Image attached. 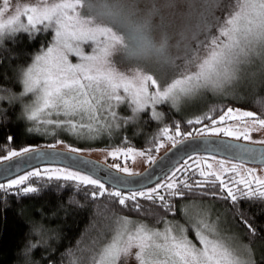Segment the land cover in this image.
<instances>
[{"label": "snow or ice", "instance_id": "6c2138e0", "mask_svg": "<svg viewBox=\"0 0 264 264\" xmlns=\"http://www.w3.org/2000/svg\"><path fill=\"white\" fill-rule=\"evenodd\" d=\"M82 4L83 0H57L50 4L17 3L13 10L9 0H4L0 7V17L11 11L6 20L0 18V43L6 37L14 38L19 31L29 34L39 31L38 25L54 29L53 40L47 48L35 53L31 63L19 69L21 93L9 90V96H0V100L7 99L11 103L17 95L33 93V101L23 105V114L26 119L36 122L37 130L41 122L67 126L72 132L87 129L93 135L113 125L118 128L120 125L115 121L119 117L113 101L124 99L117 91L121 88L134 105L131 109L133 113L153 105L151 115L159 120L162 113L154 107L157 101L171 100L173 105H177L182 97L191 96L200 89H211L227 95L225 86L245 71V65L253 63L255 57L264 62V0H170L171 16L181 25L183 53L177 71L179 74L164 83L151 78L150 84L155 86V90L150 91L148 80L130 79L106 63L100 31L88 22ZM22 18H26L27 23ZM82 41H91L93 51L85 53L80 46ZM70 52L79 57L78 62L69 60ZM49 109L54 110L57 117L63 114L65 119L41 121ZM101 109L104 110L103 118ZM131 118L122 117L125 121ZM78 120L88 122L78 126ZM232 120L239 122L232 123ZM181 123L176 120L174 126L165 124L159 128L145 149L131 146L105 149L108 156L120 157L124 161L109 165L110 170L116 169L126 174L112 177L114 181L125 185L124 189L117 183L105 187L106 181L102 182L94 171L75 166L62 167L53 162L42 163L40 168L33 167L22 175L5 179L0 183V189L21 185L29 176L62 177L88 186L91 189L88 194L93 198L106 194L118 201L119 205L127 206L131 201L132 206L140 208L137 198L143 197L162 205L168 212L176 211L172 197H183L185 191L191 192L206 186L221 190L208 192L207 195L226 197L233 204L238 198L264 199V175L257 174L255 168L248 166L251 161L245 159L259 156V163L264 165V134L256 137L251 134L254 130H264V113L257 114L241 107L222 104L219 112L213 106L187 119L185 126L191 128L194 124L198 125L191 131H182ZM163 137L173 145L180 143L181 139L189 138L194 141L203 139L208 143L214 137L217 146L234 155L225 159L219 154L211 155L208 150L190 149V156L185 153L179 160L173 161L162 173L163 178L152 180V186L136 184L133 178L137 172L127 165L128 158L134 159L135 154H139L146 161L155 162L156 157L152 151L158 150L165 142ZM226 137L235 138V141L227 142ZM123 142L128 143L126 135ZM68 148L73 152L81 151L71 143ZM41 154L60 155L41 153L36 145L28 144L18 149H8L6 155L0 156V160ZM67 158L79 160L78 157ZM212 160L220 167H215ZM98 167L100 165L93 163V169ZM242 170H246L243 175ZM139 175L145 178L144 174ZM161 189L163 192L159 191ZM23 191H35V186L28 183ZM181 209L186 215L189 213L188 206L182 204ZM115 219L120 222L116 224L107 242L94 253L92 264H118L122 256L129 254L135 256L138 264H255L251 247L245 244L241 254H237V250L221 238L217 224L210 221L205 211L195 204L192 205L190 226L199 245L187 235L185 225L169 221L166 217H161L163 229L143 223L129 228L126 218ZM240 220L251 232H255L243 215Z\"/></svg>", "mask_w": 264, "mask_h": 264}, {"label": "trees", "instance_id": "16d2710c", "mask_svg": "<svg viewBox=\"0 0 264 264\" xmlns=\"http://www.w3.org/2000/svg\"><path fill=\"white\" fill-rule=\"evenodd\" d=\"M39 29L30 34L18 32L14 38L6 37L3 43H0V92L19 91V69L27 66L35 53L51 43V31L42 27ZM225 89L227 95L224 92L219 94L211 89H203L202 103L194 112L199 114L213 106L219 112L223 104L241 107L257 114L264 113V62L255 57L253 63L245 65V71L227 84ZM113 105L119 117L115 123L120 126L117 128L113 125L110 129H101L93 135L87 129L72 132L67 126L42 122L37 130L36 122L25 118L17 99H12L11 103L0 100V156L6 155L10 148L18 149L28 144L44 148L49 145L58 147L57 144L62 143L66 146L63 149L66 150L69 149V143L80 149L112 146L145 149L159 128L165 124L174 126V122L180 120L182 131H191L192 128L198 127L195 124L191 128L185 126L191 113L176 109L167 100L157 105L162 113L159 120L152 117L148 111L137 115L131 113L126 103ZM51 111L52 113L48 114L51 120L65 119L63 115L57 117L55 111ZM103 115L104 110L101 109V118ZM48 116L46 115V118ZM122 117L132 118L125 121ZM87 122L78 120V126ZM125 135L128 137L127 144L123 142ZM195 135L193 132V136ZM9 136L12 137L11 140L8 139ZM163 139L167 140L166 137ZM162 152L153 149L152 154L157 158ZM152 162L148 161L147 166ZM28 183L35 186V191H23ZM90 191L88 186L78 182L42 175L29 176L21 185L0 189V264H91L80 250L92 248L96 253L100 243L107 238L96 236L97 241L88 242L95 230L101 229L109 222L112 224L116 217L159 226L163 223L161 217H177L180 206L186 202L220 205L230 222L241 232L243 240L250 247L256 248L253 256L255 264H264V199L238 198L233 204L226 197L207 195L208 192L221 190L218 187L206 186L191 192L185 191L183 197H172L176 211L168 212L162 205L147 198L138 197L141 207L136 208L132 206L131 201L127 206L119 205L118 201L106 194L93 198L88 194ZM159 191L163 192V189ZM241 215L255 229L254 233L240 220Z\"/></svg>", "mask_w": 264, "mask_h": 264}, {"label": "rangeland", "instance_id": "374dc122", "mask_svg": "<svg viewBox=\"0 0 264 264\" xmlns=\"http://www.w3.org/2000/svg\"><path fill=\"white\" fill-rule=\"evenodd\" d=\"M9 2L13 6L14 10V6L17 3H20L21 5L50 4L57 2V0H9ZM169 2L170 0H83L82 4V11L88 22L100 31V35L102 36V45L105 48L104 60L106 63L116 72L122 73L130 79L137 81L145 79L148 80L150 91L155 90V86L150 84L151 78H156L161 83L170 82V78L173 75L179 74L177 71L182 60L183 48L180 37L181 25L171 16ZM3 4L4 0H0V7H2ZM10 14L11 11H8L0 18L6 20L7 15ZM217 15H220V13L217 12ZM22 19L24 20V23H27L26 18ZM37 27L45 29L43 25H38ZM48 29L51 31L53 40L54 29ZM213 31H215V29H213ZM80 46L85 53L93 51V43L91 41H82ZM68 58L73 63L79 61V57H77L75 53H68ZM192 70H195V68ZM21 91L22 84L20 82V90L13 93L19 94ZM117 91L119 95L124 97V99L119 102L113 101V103H126L130 108V112L133 113L131 109L134 105L132 104L129 95L125 93L122 88ZM218 93L221 94L220 92ZM202 95L203 89H200L191 96L182 97L177 105H173L171 100L167 101L176 109H179L180 111H187L188 114L191 113L192 116L194 114H198L197 112H194V110H196L198 108L197 106H200V103H202ZM0 96L7 97L9 96V92H0ZM13 99H17L23 109L24 104H29L33 101L34 94L25 93L22 96L17 95L13 97ZM3 100L8 101L7 99ZM161 102L164 101H157L154 105L160 113L161 111L157 105ZM152 107L153 105H148L144 109H140L133 114L137 115L143 111H148L151 114ZM50 113H52L51 109L46 110V114L41 117V121L45 119L51 120V117L48 116ZM46 115L48 116L47 118ZM227 122L228 121H226V123ZM231 122L238 123L239 121L232 120ZM251 134L256 137L264 134V130H254ZM203 135L207 136L208 134ZM226 138L235 140V138L232 137ZM164 141L165 142L161 145L158 151L160 150L165 152L171 147V141ZM57 146V148L60 147L61 149L64 147L66 148V146L62 143H58ZM105 149L107 148H83L78 153L105 163L108 166L116 162L124 163L120 157L113 158L108 156ZM211 162L215 167H220L216 161L212 160ZM147 163L148 161H146V158L140 156L139 154H135L134 159L129 157L127 160V165L132 167L137 173L148 167ZM248 166L255 168L257 170V174L264 175V165L249 164ZM41 171L43 170L41 169ZM245 171L246 170H242L241 174H245ZM252 186L254 187V185ZM238 187L242 186L238 185ZM193 204L199 206L205 211L207 218L217 224L221 238L226 239L227 242L237 250V254H241L243 245H248V243L243 240L241 232L230 222L228 216L223 212V209H220V205L215 203L186 202L183 203V205L189 207V213L186 215L180 206L179 215L177 217L169 218L168 220L185 225L187 227V235L195 243H197V245H199V241L190 226L192 222L190 217L192 214ZM127 221L129 228H134L136 225L141 224V222L136 220L132 221L127 219ZM119 222L120 221L114 219L112 224L109 222L101 229L94 231L93 236L90 240H88V242L97 241L96 236H101L103 238L107 237L103 242L100 241V246L96 252H98L102 245L111 237L116 224ZM150 227L163 229L164 222L159 226ZM229 237L231 239H228ZM82 249L83 250H80V253L83 254L88 262H91L92 264L93 256L91 255L94 253V250L92 248ZM251 249L254 256L256 248L254 249V247H251ZM132 251L134 253L135 248H133ZM118 264H138V261L133 254H129L126 257L122 256Z\"/></svg>", "mask_w": 264, "mask_h": 264}, {"label": "water", "instance_id": "95a60500", "mask_svg": "<svg viewBox=\"0 0 264 264\" xmlns=\"http://www.w3.org/2000/svg\"><path fill=\"white\" fill-rule=\"evenodd\" d=\"M226 141L234 142L235 140L226 138ZM190 149H196L197 151L208 150L213 156L219 154L228 159L234 155V153L226 151L223 147L217 146L214 137L208 143H205L203 139H197L195 141L192 138L187 140L182 139L180 143L171 146L165 152L160 154L155 162H152L143 171L137 173V176L133 178L134 182L136 184L146 183L148 186H152V180L163 178L162 173L170 167L173 161L179 160L185 153H188L190 156ZM39 150L41 153H58L60 155H22L0 162V183L5 179L13 178L14 175H21L24 171H29L33 167H40L42 163L53 162L59 163L63 167L75 166L78 169L94 171L95 175L99 177L102 182L106 181L105 185H108L109 187L112 186L113 183H117L122 189L126 187L125 185L119 184L118 181H114L112 178L113 176L118 177L126 174L116 171L115 169L110 170L109 166L105 163L86 157L78 152L57 147H44L39 148ZM64 154H67V156L78 157L79 160H70ZM245 159L251 161L249 164L261 165L259 163V156H256L255 158L246 157ZM93 163L100 165V167L93 169ZM139 174H144L145 178H141Z\"/></svg>", "mask_w": 264, "mask_h": 264}]
</instances>
